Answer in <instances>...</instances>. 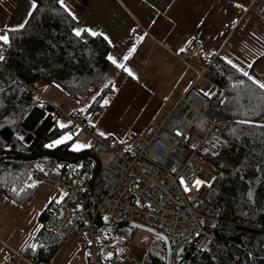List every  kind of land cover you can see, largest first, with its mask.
Here are the masks:
<instances>
[{"label": "trees", "instance_id": "trees-1", "mask_svg": "<svg viewBox=\"0 0 264 264\" xmlns=\"http://www.w3.org/2000/svg\"><path fill=\"white\" fill-rule=\"evenodd\" d=\"M35 4L23 27L7 31L9 43L0 46V194L23 205L34 193L37 184L29 171L37 166L47 170L60 160L50 156L23 159L51 153L68 159L90 155L89 147L72 150L70 141L48 147L53 140L73 130L70 121L59 126V110L47 101L40 102L25 94L27 85L37 80L57 86L68 97L79 101L99 83L110 65L109 43L101 35L73 28L74 18L59 0H32ZM214 81L226 92L219 114L231 121L226 132L229 147L221 158L234 162L228 165L208 156L220 174L206 191L199 210L218 219L213 237L202 250L188 247L171 264H264V89L226 62H220ZM104 88L81 115L99 108ZM33 135L24 143L17 131ZM78 134V133H77ZM77 134H73L75 137ZM85 177L93 175L94 161L86 156ZM42 226L37 245L23 253L30 260L46 264L60 247L63 239L50 232L39 215ZM135 228L125 227L115 233L125 242ZM166 247L155 237L147 251L148 264H165Z\"/></svg>", "mask_w": 264, "mask_h": 264}, {"label": "built area", "instance_id": "built-area-1", "mask_svg": "<svg viewBox=\"0 0 264 264\" xmlns=\"http://www.w3.org/2000/svg\"><path fill=\"white\" fill-rule=\"evenodd\" d=\"M257 11L264 12V0ZM202 54L201 43L191 37L178 56L188 61L200 59ZM218 67L217 55L210 56L197 79L213 81ZM25 94L43 102L34 85H27ZM226 96L221 92L216 98L205 97L193 83L161 121L150 122L126 146H115L109 135L97 133L77 110L72 111V132H83L87 137L98 167L90 180L85 177L87 161L83 158L72 163L60 161L50 170L30 169L32 182L64 191L60 201H51L42 211L48 230L61 239L83 238L85 264H121L126 258L117 230L105 231L100 224L135 221L160 231L177 257L186 254L188 247L195 251L206 248L218 219L204 215L199 207L220 174L208 156L222 160L230 145L226 132L231 121L219 114ZM181 177L185 184H181ZM197 179L203 183L197 185ZM179 249H183L181 253L176 252Z\"/></svg>", "mask_w": 264, "mask_h": 264}, {"label": "crops", "instance_id": "crops-1", "mask_svg": "<svg viewBox=\"0 0 264 264\" xmlns=\"http://www.w3.org/2000/svg\"><path fill=\"white\" fill-rule=\"evenodd\" d=\"M261 1L63 0L62 7L75 20L74 32L89 29L107 37L108 57L116 58L131 75L109 60L110 65L99 83L79 101L41 80L34 83L35 90L43 101L60 110L57 123L66 126L72 111L83 115L102 89L108 87L99 108L86 116L85 122L97 133L108 135L112 130L106 126L116 115L113 113L120 111L121 115L131 117L132 126L138 125L139 130L135 132L140 134L150 122L161 121L193 83L195 90L200 84L203 91L210 92L208 97L196 90L201 95L217 97L220 88L214 80L197 79L198 72L212 55H217L219 65L231 61L228 64L235 65L242 74L247 73L245 76L251 77L250 80L264 83V12L257 11ZM33 4L32 0H0V35L23 25ZM191 37L201 43L203 54L200 59L184 61L178 54ZM68 136L71 138L64 142L70 141V148L76 150L72 131L62 134L51 144ZM19 208L0 194V248ZM83 248L78 247L73 252L80 264L86 263L85 240ZM13 260L6 264H12Z\"/></svg>", "mask_w": 264, "mask_h": 264}, {"label": "rangeland", "instance_id": "rangeland-1", "mask_svg": "<svg viewBox=\"0 0 264 264\" xmlns=\"http://www.w3.org/2000/svg\"><path fill=\"white\" fill-rule=\"evenodd\" d=\"M37 86L39 90L40 87L39 85ZM196 90L210 97L209 90L203 91L200 84L197 86ZM113 114L116 115L113 116L112 121H109L106 126L112 130L108 135L115 146H126L130 143L131 138L138 134L135 132L139 130L138 125L132 126L134 122H132V120L130 121L131 117L121 115L122 113H120V111ZM74 144L83 145L81 148L87 147L88 139L83 132H79L75 136L73 145ZM222 160L227 161L228 165L232 163L223 158ZM32 183L37 184V188L23 205L17 203L20 207V211L14 213L10 228L2 239V243L5 246L2 244L0 248V264L9 263L11 260L8 261V258L14 259L12 264H34L33 262L36 260H30L26 256H23V253L26 247L37 245V233L42 226V220L39 218V215L51 201H60L64 196V191L60 188L53 187L46 183L34 181ZM155 237L156 236L145 230L135 228L128 239L123 242L126 258L121 264H148L147 251L152 245ZM83 245L84 240L78 236H71L63 239V242L54 256H52L51 260L46 264H80L76 254L74 255L73 252L76 251L78 247L83 248ZM18 255H22L23 257L18 258Z\"/></svg>", "mask_w": 264, "mask_h": 264}, {"label": "water", "instance_id": "water-1", "mask_svg": "<svg viewBox=\"0 0 264 264\" xmlns=\"http://www.w3.org/2000/svg\"><path fill=\"white\" fill-rule=\"evenodd\" d=\"M22 136V141L26 144L30 143L31 140L33 139V135L30 132H26L24 130H20V133L17 134V136L21 139ZM50 156L53 158H56L60 161H65V162H75L79 159L85 158L86 156H89L93 161H94V169H93V174L96 173L97 167H98V161L97 159L94 157V155L90 154V155H83V156H79L76 158H72V159H68L65 157H61V156H56L54 154L51 153H43V154H38V155H31V156H27V157H19V158H23V159H33V158H37L40 156ZM100 227L103 228L105 231H115V230H119L125 227H129V228H136V229H142L145 230L151 234H153L154 236L160 238L161 240H163V242L165 243V247H166V259H165V264H171L172 262V256H173V251L171 249L170 243L167 239V237L160 231L154 230L152 228H149L141 223L135 222V221H125V222H121V223H117L114 225H110V226H103L100 224ZM183 249H179L176 252L177 253H181Z\"/></svg>", "mask_w": 264, "mask_h": 264}, {"label": "snow or ice", "instance_id": "snow-or-ice-1", "mask_svg": "<svg viewBox=\"0 0 264 264\" xmlns=\"http://www.w3.org/2000/svg\"><path fill=\"white\" fill-rule=\"evenodd\" d=\"M60 3H61V6H64L63 5V0H60ZM33 7H35V4H33ZM67 10V9H66ZM20 27H23V25H20ZM84 31H88L90 32L91 35H96L95 32H92L91 30L89 29H85ZM75 34L79 37L81 35V30L77 29L75 30ZM105 39H107V37H105ZM0 41H3L4 44H8L9 43V36L7 34H4V35H0ZM3 57L0 56V60H2ZM108 59L117 67V68H123L125 71H129L127 68L124 67L123 64L121 63H118L117 59L114 58L113 56H109ZM125 59H127V57H125ZM228 63L231 64V61H228ZM233 67H235V65H233ZM129 74L131 75V72L129 71ZM244 75H248L247 73H244ZM249 79H252L251 77H249ZM254 83H257L259 85L260 88L264 89V83H260L258 81H253ZM64 125L61 124V127H63ZM101 135H103V133H101ZM71 137L68 136V137H61L60 139L54 141L52 144L50 145H47L48 147H53L57 144H60V143H63L66 139H70ZM83 147V145H80V144H74L73 145V148L78 150L79 148ZM180 182L181 184H185V181L183 179V177H181L180 179ZM197 185L199 184H202L203 181L197 179L196 182H195ZM185 191H188V187L186 186L185 187Z\"/></svg>", "mask_w": 264, "mask_h": 264}]
</instances>
